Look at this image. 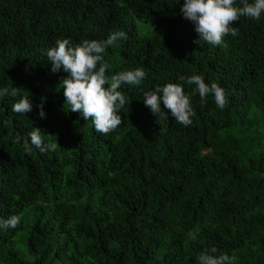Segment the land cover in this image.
<instances>
[{
	"label": "trees",
	"instance_id": "obj_1",
	"mask_svg": "<svg viewBox=\"0 0 264 264\" xmlns=\"http://www.w3.org/2000/svg\"><path fill=\"white\" fill-rule=\"evenodd\" d=\"M183 3L0 0V89L17 87L33 105L21 115L19 96L0 99V219L20 217L0 227V264H199L212 247L232 264H264V13L240 17L237 36L211 45ZM113 31L127 38L102 54L106 75L141 67L146 78L121 86L122 124L101 134L68 109L58 87L67 73L51 72L46 50ZM194 74L225 90L224 109L178 79ZM169 82L190 96L187 126L143 104L144 91ZM33 127L55 151L25 153Z\"/></svg>",
	"mask_w": 264,
	"mask_h": 264
},
{
	"label": "clouds",
	"instance_id": "obj_2",
	"mask_svg": "<svg viewBox=\"0 0 264 264\" xmlns=\"http://www.w3.org/2000/svg\"><path fill=\"white\" fill-rule=\"evenodd\" d=\"M238 4L239 6L237 0H184L180 11L194 25L199 39L211 45H221L225 36L235 37L239 34L238 29L233 27V22H237L240 17L259 20L264 13V0H238ZM126 38L123 31H113L103 41L85 40L78 45H72L69 39L63 38L57 39L55 46L46 50L47 59L51 62V72L62 70L67 73L58 87L64 89L63 95L68 109L80 113L85 121L91 120L95 130L101 134H108L122 124L119 113L128 98L119 90L121 86L140 87L146 78V72L141 67L123 70L110 77L106 75L109 65L103 62L102 54L117 40ZM178 79L194 86L192 92H198L202 103H206L207 97L212 96L218 108L224 109L228 104L225 90L216 82L207 84L201 75L195 74L187 78L181 75ZM5 96L15 99L19 96V89H0V99ZM143 97V104L154 116H164L163 108L178 123L185 126L192 123L191 117L195 112L190 96L185 93L181 83L157 85L153 90L144 91ZM36 107L39 117L45 118L43 99ZM32 110L33 105L27 94L19 96L12 104L14 113L24 115ZM21 139L17 135L14 142L19 143ZM57 144V141L45 143L40 129L34 127L28 133V138L23 139V149L27 154L31 153L33 146L41 153L55 151ZM19 223L18 215L0 219V227L3 228H16ZM196 234L189 233V236L195 239ZM217 253L218 249L215 247L204 250L198 256L199 264H232L233 257L226 253Z\"/></svg>",
	"mask_w": 264,
	"mask_h": 264
},
{
	"label": "rangeland",
	"instance_id": "obj_3",
	"mask_svg": "<svg viewBox=\"0 0 264 264\" xmlns=\"http://www.w3.org/2000/svg\"><path fill=\"white\" fill-rule=\"evenodd\" d=\"M135 25L138 28V30L142 33V35H147V33L151 29L149 24H145V23H143L141 21H136Z\"/></svg>",
	"mask_w": 264,
	"mask_h": 264
}]
</instances>
